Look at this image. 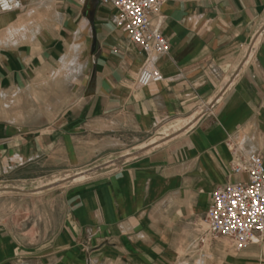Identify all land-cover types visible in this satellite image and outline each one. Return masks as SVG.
<instances>
[{"label":"crops","instance_id":"1","mask_svg":"<svg viewBox=\"0 0 264 264\" xmlns=\"http://www.w3.org/2000/svg\"><path fill=\"white\" fill-rule=\"evenodd\" d=\"M20 3L0 11V264H264L205 223L264 161V0L164 1L162 54L111 3Z\"/></svg>","mask_w":264,"mask_h":264},{"label":"built area","instance_id":"2","mask_svg":"<svg viewBox=\"0 0 264 264\" xmlns=\"http://www.w3.org/2000/svg\"><path fill=\"white\" fill-rule=\"evenodd\" d=\"M100 1L111 3L116 8L123 31L146 53L168 51L167 39L151 29L149 21V13L166 0ZM20 7V0H0L1 12ZM161 79L157 69L145 67L138 73L136 82L143 87ZM232 170L237 175H245V179L229 183L211 194L205 223L211 236L229 238L234 248L241 250L250 242L264 241V161L257 154H250Z\"/></svg>","mask_w":264,"mask_h":264},{"label":"rangeland","instance_id":"3","mask_svg":"<svg viewBox=\"0 0 264 264\" xmlns=\"http://www.w3.org/2000/svg\"><path fill=\"white\" fill-rule=\"evenodd\" d=\"M162 144V142H159L158 143V146L159 145H161ZM83 175H81V174H78V175H74V176H72V177H70L68 180H73V179H77L78 178V180H80V181H82V180H84V179H86L85 177H82ZM75 181H77V180H75ZM225 238V237H224ZM229 239V238H228ZM231 240V239H230ZM229 240V241H230ZM260 244H264V241L263 242H261Z\"/></svg>","mask_w":264,"mask_h":264}]
</instances>
